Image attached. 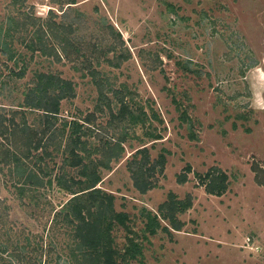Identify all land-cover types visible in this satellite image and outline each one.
<instances>
[{"label": "rangeland", "instance_id": "374dc122", "mask_svg": "<svg viewBox=\"0 0 264 264\" xmlns=\"http://www.w3.org/2000/svg\"><path fill=\"white\" fill-rule=\"evenodd\" d=\"M69 1L18 5L0 0V23L17 16L20 8L43 20L54 12L57 23L76 26L72 37L80 46L73 49L72 60L36 55L21 79L11 72L19 71L22 62L14 64L0 54V116L22 111L23 92L35 72L53 71L76 85V97L62 102L61 118L94 114L90 144L100 146L123 128L112 122L107 107L97 108L100 91L90 72L97 69L110 97L109 88L118 90L147 114L144 124L129 129L123 157L103 171L99 186L115 195L116 208L130 215L140 237L142 209L157 212L171 191L179 198L193 196V207L181 215L184 229L173 236L163 231L150 236L144 240V256L125 264H264V186L254 171L264 168V0ZM90 61L93 67L87 68ZM39 114L28 111L29 122ZM144 146L153 160L167 156L164 175H157L159 186L146 194L134 186L128 166ZM63 156L45 162L58 170ZM214 167L230 176L222 196L207 193L199 179ZM180 174L188 175L186 183H179ZM14 181L9 167L0 165V201L9 207L14 238L30 237L32 246L40 245L38 254L50 252L39 264H75L63 231L50 230L54 208L71 195L41 188L38 207L37 201L22 200ZM127 234L121 225L113 230L119 249ZM4 256L7 264H21L13 251Z\"/></svg>", "mask_w": 264, "mask_h": 264}, {"label": "trees", "instance_id": "16d2710c", "mask_svg": "<svg viewBox=\"0 0 264 264\" xmlns=\"http://www.w3.org/2000/svg\"><path fill=\"white\" fill-rule=\"evenodd\" d=\"M27 1L14 0V3L21 5ZM68 3L76 4L77 1ZM18 12L17 16L9 15L7 23H0V54L14 64L22 62L19 71L12 69L13 75L24 78L29 69L28 62L36 55L58 61L64 57L72 60L73 49L78 51L80 48L75 36L72 37L78 30L73 23H57L54 12L45 20L23 8ZM18 46L31 54L29 61L26 60L28 53ZM114 50L112 46L110 52ZM91 63L87 68L93 67ZM90 72L100 91L98 110L103 111L107 107L112 122L117 120L115 123L120 127L122 125L123 129L120 132L115 130L117 133L100 146L90 144L96 129L94 114H88L85 118L76 116L71 120L60 116L62 102L76 97L73 80L53 71H37L34 80L23 92L24 98L19 106L22 111H15L10 117L0 116V165L9 167L22 200L28 198L31 204L37 201L35 205L38 207L42 199L38 200L36 194L41 188L55 187L58 192L71 195L60 208H54L50 227L53 231H63L64 238L69 240L67 246L70 248L71 263L125 264L144 256V240H149L150 236L160 231L173 236L175 231H182L186 222L181 215L193 207V196L188 194L186 198H179L171 191L157 212L142 209L144 228L141 237L132 229L130 215L119 211L115 195L99 185L103 181V171L111 170L112 163L123 157L129 129L144 124L147 114L142 110L138 112L125 95L118 94V90L109 88L108 92L114 93V97H110L104 82L96 76L99 75L97 69ZM28 111L40 112L33 124L29 122ZM16 115H21L20 121ZM152 136L155 140L160 139L159 135ZM61 153L64 155L63 163L58 170L45 162L46 157L54 160ZM166 163V154L161 153L153 160L147 146L138 149L128 164L136 189L146 194L157 188V175H164ZM254 171L257 182L264 186V168L257 166ZM187 172H192L191 166L187 167ZM199 179L207 193L212 195L222 196L230 188L229 174L219 167L211 168ZM187 181V174L179 175V183ZM8 209L0 201V263L7 264L9 260L4 255L13 251L19 263L39 264L40 259L50 252L42 249L38 254L40 245L32 246L30 237L23 239L19 234L17 239L14 238L17 234L10 226ZM118 225L128 232L127 243L122 249L115 245L113 236V230Z\"/></svg>", "mask_w": 264, "mask_h": 264}]
</instances>
